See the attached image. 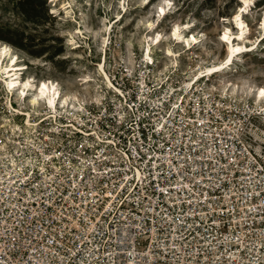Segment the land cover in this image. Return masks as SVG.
<instances>
[{"label":"built area","instance_id":"1","mask_svg":"<svg viewBox=\"0 0 264 264\" xmlns=\"http://www.w3.org/2000/svg\"><path fill=\"white\" fill-rule=\"evenodd\" d=\"M151 57L99 99L9 96L0 264H264V99Z\"/></svg>","mask_w":264,"mask_h":264},{"label":"rangeland","instance_id":"2","mask_svg":"<svg viewBox=\"0 0 264 264\" xmlns=\"http://www.w3.org/2000/svg\"><path fill=\"white\" fill-rule=\"evenodd\" d=\"M165 1L168 2V12L151 35L160 32L164 38L169 37V30L174 24L193 25L187 31L205 35L198 46L177 59L179 71L192 74L195 66L209 65L224 56V45L217 39L226 26L222 19H230L236 13H242L249 25L248 37L251 40L261 37L259 23L264 12V0H247V7L241 0H153L145 9L139 7L142 0H0V45L7 46L10 54L18 58V63L25 67L22 77H30L35 85L40 80L57 81L61 96L68 95V103L71 104L99 99L104 85L95 63L102 61L104 56L103 69L107 74L122 77L120 73L123 69L137 73L141 69L140 45H143L146 34V21L154 16V22L158 19L156 7ZM123 5L129 9L128 12L120 22L113 24L117 14L122 13L119 7ZM128 22L130 24L126 25ZM102 24L108 28L113 25L111 34L108 38L106 36L104 42L102 39L94 41L93 35L102 34ZM77 31L81 34H77ZM184 34L187 35V32ZM144 42L146 44V40ZM167 42L163 41L152 49L151 55L159 61L156 68L160 69L153 74L156 71L158 75L166 72L173 65L159 52ZM74 46L79 48L71 51ZM181 47L176 45L174 50L182 51ZM261 55H264V41L258 49L243 55L246 64L232 69L237 73L216 74L211 80L212 84L222 90L221 84L226 80L245 81L256 87H264V58ZM89 76L99 82L84 84L83 79ZM233 95L252 98L251 93L241 90ZM11 99L17 102L16 96ZM7 101V95L0 86V127H4L0 133L3 137L8 135L11 126L23 121L22 117L12 119L6 114ZM23 107L29 110L28 106Z\"/></svg>","mask_w":264,"mask_h":264},{"label":"bare ground","instance_id":"3","mask_svg":"<svg viewBox=\"0 0 264 264\" xmlns=\"http://www.w3.org/2000/svg\"><path fill=\"white\" fill-rule=\"evenodd\" d=\"M152 2L153 0H150L149 2L148 0H142V4L139 5V7L145 9L149 7ZM241 3L245 7L248 6L247 0H241ZM167 5L168 2L165 1L163 4H159L156 7L159 15L158 19H156L155 22V16L152 20L146 21V34L143 36V45H140V52L142 53V58L146 62H151L152 49L157 48L163 41H169L164 45V48L162 50H159V52L162 53L164 58L170 59L171 63L176 64L175 66H177V59L185 52H190L196 46H198L201 43V40H204L205 35H201L198 38L197 34L195 35L193 32L187 31L190 30L193 25L184 24H174L169 30V37L164 38V35H162L160 32H154V34L151 35L150 33L154 31L155 26L163 20L165 14L168 12L166 8ZM119 9L120 12L124 14L120 18V15L122 13H118L113 24L120 22L129 10L128 8L124 7V5L122 8L119 7ZM222 21L226 23V26L223 27L222 32L219 34V37L217 39L224 45V56L221 59L212 61V63H210L209 65H205L202 68H197L195 70V75H197L198 77L212 76L214 74H226L230 72L237 73L236 70L232 69L243 67V65L246 64L243 55L258 49L259 45L261 44L260 39L264 38V12L261 14L259 23L261 37H257L254 40H251L248 37L249 25L243 19L242 13H236L232 18L222 19ZM129 24L130 23L128 22L126 25ZM103 25L104 28L100 31V33L102 34L93 35L94 41L102 39L104 42L106 40V36L107 38L110 36L113 25H111L109 28L107 27V25L102 24V26ZM230 26L232 27V29L230 28ZM184 32H187V35H185ZM76 33L81 34L80 31H77ZM144 40H146V44ZM172 40H174L175 43H171ZM176 45H181V48H183L182 51L181 49L179 51L174 50V47ZM78 48L79 46H74L70 50L75 51ZM200 49L202 48L200 47ZM3 56H6V58L9 57V61L5 65L4 61L1 62ZM261 57L264 58V55H261ZM129 63L132 66V60H130ZM98 65V71L103 74V78H101L102 80H105L108 85V77L106 73H104L105 71L103 70L101 61L98 62ZM23 70H25V67L22 64L18 63V58L14 54H10V50L7 49V46L1 47L0 45V86L6 93L7 98H9V96H16L18 106L22 107L16 109V113L18 115L29 117L28 112L24 110V105L28 106L31 109L38 108L41 105H47V107L55 109L57 100L58 102L63 100V106L66 104L67 106L69 105V103L67 102L69 99L67 97L68 95L63 96L65 97V99H63V97H60L53 83H50V85H48L46 81L40 80L36 85H34L32 84V82H35L33 79H30V77L26 79L22 77ZM83 81L84 84L93 81L99 82V80H94L90 78V76L83 79ZM221 87L224 89V91L230 92L231 94H238L241 90L245 91L246 93H251V95L259 101L264 99V96L260 95V92L262 89H264V87H256L251 84H247V82L245 81L231 82V80H226L221 84Z\"/></svg>","mask_w":264,"mask_h":264},{"label":"snow or ice","instance_id":"4","mask_svg":"<svg viewBox=\"0 0 264 264\" xmlns=\"http://www.w3.org/2000/svg\"><path fill=\"white\" fill-rule=\"evenodd\" d=\"M260 95L264 96V89L261 90Z\"/></svg>","mask_w":264,"mask_h":264}]
</instances>
